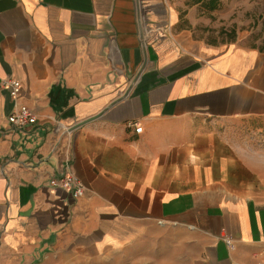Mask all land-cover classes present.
Returning a JSON list of instances; mask_svg holds the SVG:
<instances>
[{
    "label": "crops",
    "instance_id": "0c3cea01",
    "mask_svg": "<svg viewBox=\"0 0 264 264\" xmlns=\"http://www.w3.org/2000/svg\"><path fill=\"white\" fill-rule=\"evenodd\" d=\"M189 2L0 0V264L258 263L264 183L210 128L264 119V52L194 37ZM67 162L78 198L48 185Z\"/></svg>",
    "mask_w": 264,
    "mask_h": 264
},
{
    "label": "rangeland",
    "instance_id": "374dc122",
    "mask_svg": "<svg viewBox=\"0 0 264 264\" xmlns=\"http://www.w3.org/2000/svg\"><path fill=\"white\" fill-rule=\"evenodd\" d=\"M219 7L194 24L193 35L208 44L239 43L264 52V0H219ZM230 153L248 162L264 183V119L214 123L210 128ZM136 252L107 253L86 264H185L173 252L162 255L158 240Z\"/></svg>",
    "mask_w": 264,
    "mask_h": 264
},
{
    "label": "built area",
    "instance_id": "2783aa9c",
    "mask_svg": "<svg viewBox=\"0 0 264 264\" xmlns=\"http://www.w3.org/2000/svg\"><path fill=\"white\" fill-rule=\"evenodd\" d=\"M1 86L9 92L10 97L18 102L21 84L18 80L5 78L1 80ZM8 122L15 128L22 129L37 122L36 115L24 103L18 102L16 110L7 117ZM140 126H135L136 133L141 132ZM51 188L67 190L73 198H78L83 192V186L71 171L68 162L58 176L48 182ZM257 264H264V249L260 252V260Z\"/></svg>",
    "mask_w": 264,
    "mask_h": 264
},
{
    "label": "trees",
    "instance_id": "16d2710c",
    "mask_svg": "<svg viewBox=\"0 0 264 264\" xmlns=\"http://www.w3.org/2000/svg\"><path fill=\"white\" fill-rule=\"evenodd\" d=\"M219 0H190L189 4H200L208 11L216 10L219 7Z\"/></svg>",
    "mask_w": 264,
    "mask_h": 264
},
{
    "label": "water",
    "instance_id": "95a60500",
    "mask_svg": "<svg viewBox=\"0 0 264 264\" xmlns=\"http://www.w3.org/2000/svg\"><path fill=\"white\" fill-rule=\"evenodd\" d=\"M75 127V126H74Z\"/></svg>",
    "mask_w": 264,
    "mask_h": 264
}]
</instances>
